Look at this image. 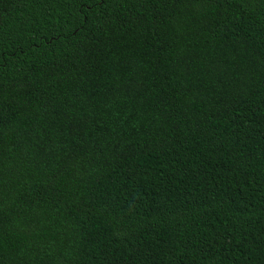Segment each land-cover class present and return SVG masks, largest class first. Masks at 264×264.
<instances>
[{
    "label": "trees",
    "instance_id": "trees-1",
    "mask_svg": "<svg viewBox=\"0 0 264 264\" xmlns=\"http://www.w3.org/2000/svg\"><path fill=\"white\" fill-rule=\"evenodd\" d=\"M0 264H264V0H0Z\"/></svg>",
    "mask_w": 264,
    "mask_h": 264
}]
</instances>
